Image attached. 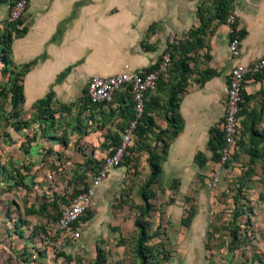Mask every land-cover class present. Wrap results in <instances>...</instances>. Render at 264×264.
I'll use <instances>...</instances> for the list:
<instances>
[{
    "label": "crops",
    "instance_id": "crops-1",
    "mask_svg": "<svg viewBox=\"0 0 264 264\" xmlns=\"http://www.w3.org/2000/svg\"><path fill=\"white\" fill-rule=\"evenodd\" d=\"M197 2L198 0H27V7L22 16L24 35L14 38L9 49V57L14 67L18 68L29 62H34L22 76V105L31 107L49 93L52 94V101L58 106L77 109L78 102L86 103V110L81 113L78 125L74 124L73 115L60 113L61 118L54 126L55 134L43 138V142H41L42 146L48 149L44 157L45 161H54L55 164L62 166L69 164L66 162L73 161V166H75L83 157H87L89 161H101L105 153L91 151L97 145L105 148L108 146L109 151L112 150L113 145L117 142L110 143L104 137L107 124L101 127V122H104V117H107V109L97 111L94 107L87 105L84 94L87 80L92 76L103 77L121 71L147 70L167 50L170 38L173 39L174 45L185 40L190 42L191 38L188 33L192 28L199 26L195 13ZM231 3L232 7L228 13H233L237 27L246 31L244 38L240 39V56L236 61L248 64L264 55V0H243L244 4L241 7L237 0H233ZM0 5H5V3ZM208 6L212 7L213 2ZM5 8L4 6L0 9V12H5ZM244 15L246 17L243 21L242 16ZM211 23L213 25L215 21ZM227 34L228 28L224 21V24H217L214 27V33L208 42L209 45H204V47L210 48L211 61L208 68L217 75L204 81L198 88H187L177 104V114L181 118L182 128L166 148L165 161H162L160 165V176L164 173V169L166 172L172 173L171 165L166 163L168 149L179 144L184 138L183 118L188 113L195 119L193 141L188 146L190 150L188 161L191 164L188 167H183L182 172L172 174L167 184L175 179H178L180 184L188 183L194 181L198 174L208 177L209 174L205 172V168L216 165L206 158V143L209 139L208 130L216 128V126L219 130L218 125L224 110L227 73L221 71L225 62L223 59L228 56L224 48ZM233 62L232 59L231 64ZM263 82V80L249 78L246 80L242 92L245 95H251L259 88H264ZM152 94L153 91L147 94L146 101L153 98ZM148 115L153 116V111L151 110ZM13 126L14 122L8 124V134L4 135V138L9 137L15 141ZM156 126L161 129L167 128L165 120L160 123L157 121ZM25 130L21 127L17 131L18 135L21 136V132ZM84 130L86 134L79 135ZM15 142L18 143L17 146L22 144V141ZM37 144L35 142L33 145L29 144L28 151H23L25 156H20V152L16 149L17 158L13 160L15 163L12 167H8L3 161L0 162V184L8 186L6 194H0V251L6 254L3 263H31V260L41 256L44 247L48 245L58 247L55 257L70 264L72 256L64 255L59 251L61 246H64L63 242H71L57 237L50 218L49 207H46V211L40 214L34 201L28 198V209H24V211L16 209V213L9 214L10 220L5 215L7 209L5 208L4 213L1 211V205L7 201H2L3 195L11 194L18 189L24 191L27 187L25 182L30 178L29 162L32 161L29 160V155L34 152V146ZM110 146L112 147L110 148ZM89 149H91L90 153ZM56 153L57 158L54 159ZM198 153L204 157L201 166L194 160V156ZM182 158L176 159L175 167H178V161H183L184 158ZM35 161L37 160L35 159ZM192 166L193 170H191ZM118 168L109 171L107 178L97 189L96 197L101 186ZM214 169L212 168V170ZM222 172L223 170H220V175ZM52 174L47 171L45 177H51ZM182 177L183 182L180 181ZM245 180L232 176L230 181L233 182V187H237V192H240V189H244L246 183L250 182L248 180L245 182ZM197 181L198 177L196 183H198ZM154 185L159 184L156 183L152 186ZM12 187L14 188L11 189ZM205 189L210 190L206 185ZM179 190L178 193L181 192ZM44 197L43 195L41 199L43 202H47L48 197ZM197 198L196 200H198ZM39 200L38 198L36 204ZM237 206V203L232 204V208L228 210L227 219L222 220L221 214H214V220L211 222L208 221V218L205 220L198 216L199 208L197 210L192 208L187 226L181 225L188 229L190 226L196 227L195 232L198 237L194 233L189 239V242H195V251L191 252L193 256L191 253L188 256L192 262L201 264L204 252L207 253L205 257H213L211 254L215 248L210 243L212 237L217 235L221 229L227 230L229 226L227 221L221 223L222 221L225 222L229 219L232 220L230 224H236L237 218L234 219L233 215L238 210ZM14 216L16 218H13ZM205 223H207V227H211V240H208L209 235L203 230ZM204 235L206 240L204 238L205 242L202 245V236L204 237ZM206 242L209 244L208 248H206ZM41 247L43 248L40 249ZM28 248H31L32 251L24 253V250ZM216 249L218 250V248ZM20 253L19 262L15 260V256L18 258ZM25 256L29 262H25Z\"/></svg>",
    "mask_w": 264,
    "mask_h": 264
},
{
    "label": "rangeland",
    "instance_id": "rangeland-1",
    "mask_svg": "<svg viewBox=\"0 0 264 264\" xmlns=\"http://www.w3.org/2000/svg\"><path fill=\"white\" fill-rule=\"evenodd\" d=\"M229 1L230 9L233 0ZM237 1L240 2V7L244 4L243 0ZM2 2L5 5H0V9L5 6L6 11L0 12V36L9 33L11 40H13L14 34L16 36L23 27V17L14 22L8 21V2L7 0H2ZM211 2L212 0H198L195 6L196 9L199 7V10L203 13V21L210 19L202 35L201 46L195 47L188 52H186V49L183 51L182 55L186 56L180 70H177L174 66L178 53L174 54L172 64L166 75L152 90L153 98L150 106L153 109L154 115L147 116L145 120L148 117L153 119L155 129H152L148 133L140 132L139 136H133L128 153H126V157L123 160L124 162L121 163L120 168L114 170L110 178L101 186L95 198L93 208L80 219V238L77 241H72L55 231L58 238L71 242H63L64 246H61V250L59 251L64 255L73 257H71L70 264H94L97 252L102 256L104 264H138L134 254L136 231L133 228L132 221L142 210L139 191L145 184L148 176L147 161L152 154L157 156L156 161L159 164L165 161L166 148L172 141L171 128L166 124L167 128L161 129L156 126V123L157 121L160 123L165 120V103L172 90H176L177 88L179 92L177 96L180 99L187 88H198L199 80H202L207 71H210L208 68V64L211 61L210 48H206L204 45H209L208 42L216 26L214 23L213 25L211 23L215 20L212 16L213 11L205 9V7H210L208 4ZM201 7L204 10H201ZM241 13L244 14L242 11ZM245 17L246 15L242 16L243 21ZM232 25V28L238 31L239 36L242 33L240 31L245 32L246 35L245 29L237 27L236 20H234ZM197 30L198 27H194L188 34L195 33ZM245 35L242 34L240 36L241 39ZM227 40L228 34L224 43L226 53H228L226 48ZM1 45L0 48L2 47ZM8 60L9 62L5 64L2 62L0 56V162L3 161L5 165L12 167L15 163L13 160L17 158L16 149L20 152V156H25L23 151H28L29 144L38 143L37 146H34V152L29 155V160L32 161L29 162L30 178L25 182L27 187L24 191L18 189L11 194L2 196V201H7L1 205V211L4 213L6 208L5 215L10 220L9 214L16 213V209H22L23 211L24 209H28L29 199L34 201L35 206L38 208V205L43 202L41 199L43 195L49 199L52 197V194L59 195L64 191L68 193L73 188L72 186L67 187L66 184V181L71 177L73 169H76L73 166V161L66 162L69 164H64V166L55 164L54 161H45L44 157L48 149L44 148L41 142H43V138H48L55 134L54 126L60 120L61 112L70 116L73 115L74 124L78 125L81 113L86 110V103L76 102L78 104L77 109L69 107L60 108L61 106L55 105V102L50 99L48 106L40 110L41 113L34 106L27 107L20 103L17 105V115L13 116L14 111L9 104L10 93L8 94V90L10 87L13 88L15 85L20 84L23 68H15L9 55ZM223 60L225 62L221 72L227 73L232 59L228 54L227 58ZM177 64V68L180 67L179 62ZM256 79L264 81V73L257 76ZM82 92L84 93V90ZM245 97H249L248 100ZM113 102H116L115 98ZM128 102L126 100L124 105L127 106ZM183 119L185 128L184 138H182L179 144L171 146L167 153L168 161L166 163L171 165L173 169L172 173L166 172L164 169V173L161 174L158 182L159 185H151L149 188L150 192H147L150 210L142 223L146 234L151 238L146 245L151 247L153 263L195 264L188 256H190L189 254L192 251H195V242H189V239H191V235L194 233L196 235V227L190 226L189 229L184 228L181 226L180 221L183 219L187 220L189 213L192 212V208L196 210L199 208L198 216L205 220L208 218L210 222L214 220V214H221L222 220L227 219L228 210L232 208V204L235 202L242 216L235 220V225L230 224L232 220L228 219L229 221L225 220V222L221 220V223H226L227 221L229 226L227 230L221 229L217 235L212 237V242L210 243L215 248L211 254L213 257H205L207 253L205 254L204 252L201 264H264V174L257 163L249 164L248 161L250 159L246 154V150L252 149L254 155L253 161H259L258 159L255 160V157L258 158L264 155V88H259L251 95L243 93L241 110L238 114L236 150L231 160L232 164L221 169L223 172L220 175L218 185L212 190L205 189V178L207 175L201 174L196 175L194 181L192 180L188 183L180 184L178 179H175L167 184L172 174L182 172L183 167H188L191 164L188 161L190 154L188 146L193 141L195 119L189 113ZM96 121L99 122V120ZM11 122L26 129L24 132H21V136L18 135L17 131L14 133V140L22 141V144L19 146L11 138H4V135L8 134L7 126ZM215 129L216 133H218L217 126ZM216 133H211L212 140L210 147H213L211 148L212 151L206 149V158L213 163L217 161L214 156V150L219 144V135ZM81 134H86L85 130L80 132L79 135ZM107 147L97 145L94 150L89 149L88 151L90 153L96 150L97 153L104 152L106 154L109 151ZM12 151L14 152L12 153ZM199 157H201L200 154L197 156V159ZM56 158L57 153L54 155V159ZM179 158H182L183 161H178L179 165L175 167L174 163ZM193 168L192 166L191 170ZM212 168H217V166H208L205 168V172L209 174ZM47 171L50 174L53 173L52 176L50 175L51 177H45ZM232 176L243 180L247 178L246 180L250 182L245 180V182H248L246 183L247 185H245L244 189H240V192H237V187H233V182L231 183L230 181ZM197 177L198 183H196ZM180 181L183 182V177ZM7 187L0 184L1 195L3 193L6 194V191H8ZM178 190L181 192L178 193ZM196 197H198V200H196ZM38 198L40 200L36 204ZM232 199H235V201H232ZM66 202L67 200L63 204H66ZM13 218H16V216ZM206 224H203V230L209 235L207 237L208 240H211V227H207ZM235 226H237L236 232L233 231ZM196 236L198 237V235ZM204 238L206 240L205 235L204 237L202 236V245L205 242ZM208 247L209 244L206 242V248ZM57 248L46 245L41 256H37L35 260H31L32 262L28 264H67L65 260L55 257L58 253ZM29 250L32 251L31 248H28L24 250V253H28ZM182 253L183 256H181ZM20 255L21 253L18 255V258L15 256L16 261L20 262ZM191 256H193L192 253ZM24 258L25 262H29L26 256ZM5 259L6 254L0 251V264H6L3 263Z\"/></svg>",
    "mask_w": 264,
    "mask_h": 264
},
{
    "label": "built area",
    "instance_id": "built-area-1",
    "mask_svg": "<svg viewBox=\"0 0 264 264\" xmlns=\"http://www.w3.org/2000/svg\"><path fill=\"white\" fill-rule=\"evenodd\" d=\"M27 0H13L7 6L8 21L20 19L26 10ZM234 22L233 13H227L225 25L228 28L227 50L233 63L227 72V84L225 89L224 110L219 121L218 129L221 133V144L215 150L217 168L211 170L207 177L206 186L214 189L220 180V170L224 165L232 164L235 154V142L238 135V114L241 110L242 91L247 79L264 72V55L248 64H241L236 60L240 56V38L230 30ZM170 38L168 45H173ZM171 50H165L150 69L137 72H117L108 76H92L87 80L85 87V98L91 105L111 104L115 95L128 96L132 106L134 119L129 121L121 132L116 130L120 119L115 115L105 126L119 135V143L107 152L100 161L99 167L87 170L84 173V185L78 187V193L59 207V214L54 222L55 231L61 236L72 241H77L81 235L79 220L94 206L96 191L105 181L110 170L120 167L126 157L134 136L137 120L144 113V104L147 94L152 91L160 79H162L171 63ZM127 100V99H126ZM114 107L118 106L113 102ZM85 158L81 159L82 163Z\"/></svg>",
    "mask_w": 264,
    "mask_h": 264
},
{
    "label": "trees",
    "instance_id": "trees-1",
    "mask_svg": "<svg viewBox=\"0 0 264 264\" xmlns=\"http://www.w3.org/2000/svg\"><path fill=\"white\" fill-rule=\"evenodd\" d=\"M12 1L13 0H7L8 4H10ZM0 2H2V0H0ZM212 2H213V6L212 7H206L205 9L206 10L210 9L213 11L212 16L215 19L214 20L215 25L224 24L225 18L227 16V13L229 10L230 1L229 0H212ZM2 3H4V2H2ZM201 10H204V9H202V7H201ZM195 13H196V17H197L198 22H199V26H198V30L195 33H192L189 35L191 38V41L189 42V41L185 40L182 42H178L175 45L174 44L171 46L168 45V47H167V49H170L172 52L170 65L172 64L173 55L178 53L177 60L174 62V66L177 70H180L181 66L185 62L184 58L186 55H182L183 51L186 49V52H188L189 50L190 51L193 50V48H195V47L201 46L202 35L206 30L207 22L210 21V19H206L204 21L202 20V14L203 13L199 10V7L196 9ZM204 22H206V23H204ZM232 26L233 25H231L229 28L232 32H235V29H233ZM24 32H25V28L23 26L21 28V31H19L16 34V36L14 34V38L22 37L24 35ZM240 32H242V33H240L241 35L242 34L245 35V32L244 33H243V31H240ZM236 34L238 35V31H236ZM228 36H230V34ZM240 36H239V38L241 39ZM11 42H12V40L10 38L9 33L0 36V44H2L1 45L2 47L0 48V56L2 58V62H4L5 64H7L9 62L8 55H9V51H10L9 49H10ZM178 62H179L180 67L177 68ZM33 63L34 62L32 61V62H29L25 65L18 67V68H23L22 72H21L22 76L28 71L29 67ZM216 75H217V73H215L211 70L207 71L206 75L202 78V80H199L198 84L201 85L204 81H206L207 79L214 77ZM259 75L260 74H257L255 76H253L252 78H256ZM22 76H21V80H22ZM21 80H20V84L15 85L13 88L8 87L9 88L8 94L10 93L9 104L11 106V109L14 111L13 116L17 115V105L20 103L21 104L23 103ZM177 93H179L177 88H176V90L175 89L172 90L169 93V97L165 103V121H166V124L172 130L171 140H173L178 135V133L181 131V128H182L181 118L177 114V104L180 100L177 96ZM242 95H243V92H242ZM51 98H52V94L49 93L42 100L35 102L32 106H34L41 113L40 110H42L43 108L48 106ZM114 98L116 99V102L118 103V106L115 108L112 107L113 101L111 104H108V105H105V104L91 105L88 102L87 98H85L86 99L85 101L87 102V105L94 107L97 111H100L102 109H107V111H106L107 117H104L105 115L103 116L105 118V121L101 122V127H104V125L109 123L110 120L116 115L120 119L119 123L116 125V130L121 132L123 130V128L126 126V124L129 121L134 119V115H133L132 106H131V103L129 101L128 96H125V99H124L122 95H115ZM248 98L249 97H245L246 100H248ZM126 99L129 101L127 106L124 105V102L126 101ZM151 100L152 99H150L149 101H146L144 104V113H143L142 117L139 120H137V122H136V126L134 129V135L139 136L140 132L148 133V132H151L152 129H155L154 128L155 124L153 122V119L148 117L145 120V118L147 116H149L148 113L151 110H153L152 107L150 106ZM60 108H65V106H61ZM13 127H14L15 131H18L21 128L17 124H15ZM215 130H216L215 128H210L208 130L209 139L207 140V143H206V149L208 151L209 150L212 151L211 148H213V147H210V142L212 140V134L211 133H214V132L216 133ZM105 131H106V133H105L104 137L107 138L110 143H112L113 141L117 142L115 145H113V147H115L119 143V135L116 132L111 131L109 128H106ZM216 134L219 135V144H218V146H219L221 144V134H220V132H218ZM217 147H216V149H217ZM215 150H214V156L216 157ZM199 154L200 153H198L194 156V160L197 162V164L199 166H201L203 164L204 157H202V155L200 154L201 157H199V159H197V156ZM246 154L248 155V157L250 159V161H248L249 164H256L257 163L259 165L261 172L264 174V155L262 157H258V158L255 157V160L258 159L259 161H253L254 160L253 150L252 149L246 150ZM83 158H85L84 161H82V163H80V164L75 165L74 168H76V169L75 170L73 169V172L71 173L70 179L68 181H66L67 187L72 186L73 188H71V190L68 193H66V191H64L63 193H60L59 195L52 194V197H50L47 202H43L42 204L38 205L39 207L37 208V210L40 214H43L46 211V207L50 208V211H51L50 218H51L53 224L58 217L59 206L63 205L65 200H67V202H68L71 197H73L75 194L78 193V187L84 185V183H83V179L85 178L84 173L87 170L93 171L94 169H96L100 165V161H89L87 157H83ZM156 158H157V156L152 154V155H150V157L147 161L149 174L146 178L145 184L142 186V188L139 191V200L142 203V210H141V213L136 218H134L132 221L133 228L136 231V242H135V246H134V248H135L134 254H135V258L138 261V264H154L152 261V256H151V247L146 245V243H148V241L151 238L148 237V235L146 234L145 227H144L142 221L144 218H146L148 216L149 210H150L147 192H150L149 191L150 186L158 183L159 179H160V165L161 164H159V162L156 161ZM216 160H217V158H216ZM122 162H124V161H122ZM226 167H228V164L224 165V168H226ZM234 204H235V202H234ZM238 210L233 215L234 219L238 218V216H242L241 211L240 210L238 211ZM191 213H189L187 220L183 219L180 221V224L182 226H187L188 219L190 218ZM236 230H237V226H235V229H233V231L236 232ZM94 264H104L103 258L101 255H99L98 252L96 254V259H95Z\"/></svg>",
    "mask_w": 264,
    "mask_h": 264
}]
</instances>
